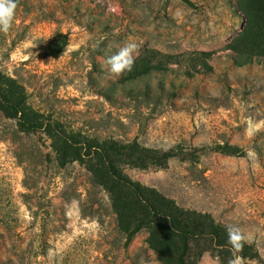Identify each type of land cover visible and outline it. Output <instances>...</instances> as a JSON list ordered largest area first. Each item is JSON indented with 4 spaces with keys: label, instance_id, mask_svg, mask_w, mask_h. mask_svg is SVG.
<instances>
[{
    "label": "rangeland",
    "instance_id": "374dc122",
    "mask_svg": "<svg viewBox=\"0 0 264 264\" xmlns=\"http://www.w3.org/2000/svg\"><path fill=\"white\" fill-rule=\"evenodd\" d=\"M191 1L17 0L0 70L36 108L121 153L62 166L47 131L0 109V264H176L184 244L191 264H228L226 224L250 234L242 264H264V58L238 59L232 46L264 53V0ZM126 42L135 59L196 52L211 68L186 72L189 55L115 76L106 59ZM168 201L197 226L176 230Z\"/></svg>",
    "mask_w": 264,
    "mask_h": 264
},
{
    "label": "trees",
    "instance_id": "16d2710c",
    "mask_svg": "<svg viewBox=\"0 0 264 264\" xmlns=\"http://www.w3.org/2000/svg\"><path fill=\"white\" fill-rule=\"evenodd\" d=\"M192 4L191 0H185ZM235 52L238 55V59L244 58L246 61H252L255 58H264L262 52H250L247 50L249 46H243L242 48L235 46ZM260 48L261 46H257ZM204 55L205 52L199 53ZM191 55V56H189ZM198 53H184V54H165L157 50H148L146 53L135 59V63L129 74L126 77H135L150 73L154 70H168L171 68V64L176 61V57L189 56L187 61H181L180 65H185L186 72H197L202 69H210L211 65L206 60L199 61L194 60L197 58ZM13 81L15 83L8 84ZM5 84L7 86H13L14 93L8 94L5 92ZM0 93L2 98L0 99V109L10 117H17L19 125L26 131L45 130L51 137L57 142V157L59 163L64 166L73 161H85L89 159L91 161L96 160L97 163H104L107 151L111 149L115 153H121L120 145L117 141L108 143L106 140L100 141L99 138L93 136H87L81 131L73 128L69 129L65 124L59 120L52 118L50 114L36 108L28 99L29 93L25 86L21 84L18 79L6 76L0 70ZM170 152H161L157 155V159L162 164V161L170 156ZM134 165L147 167L149 164L145 157H137L134 159ZM99 166V165H98ZM112 174L117 184L128 186L133 190L137 196L140 195L141 187L139 183L133 181L129 177L123 175L117 168L112 166ZM154 214H160L161 212L153 204H149ZM168 216L175 229L180 232L189 231L193 226H197L195 218L189 215L185 210H182L173 201L167 203ZM193 218L192 220H190ZM145 225L144 220H140L135 229L130 232V237L134 233L140 230ZM191 247L184 244L181 251L178 254L176 264H191L190 263Z\"/></svg>",
    "mask_w": 264,
    "mask_h": 264
},
{
    "label": "clouds",
    "instance_id": "9594fccd",
    "mask_svg": "<svg viewBox=\"0 0 264 264\" xmlns=\"http://www.w3.org/2000/svg\"><path fill=\"white\" fill-rule=\"evenodd\" d=\"M17 8V0H0V32H7L12 26ZM138 52L135 43L126 42L115 52L108 55L106 64L108 71L120 76L125 71H131L135 63V56ZM225 230L228 237L230 250L233 252V258L228 264H242L236 253L240 252L244 244L249 242V235L238 224H226Z\"/></svg>",
    "mask_w": 264,
    "mask_h": 264
}]
</instances>
